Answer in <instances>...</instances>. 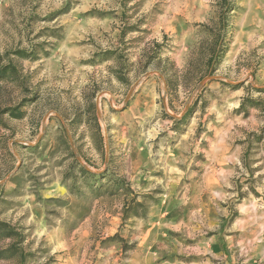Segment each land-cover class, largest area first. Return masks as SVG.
<instances>
[{"label":"rangeland","instance_id":"rangeland-1","mask_svg":"<svg viewBox=\"0 0 264 264\" xmlns=\"http://www.w3.org/2000/svg\"><path fill=\"white\" fill-rule=\"evenodd\" d=\"M0 55V264L263 236L264 0H0Z\"/></svg>","mask_w":264,"mask_h":264},{"label":"crops","instance_id":"crops-1","mask_svg":"<svg viewBox=\"0 0 264 264\" xmlns=\"http://www.w3.org/2000/svg\"><path fill=\"white\" fill-rule=\"evenodd\" d=\"M256 219L251 220V224L254 223ZM257 221V220H256ZM245 220L241 219L238 220L234 226L232 227V230L236 231L244 224ZM183 222H180L178 227L180 228ZM184 225V224H183ZM252 228L246 229V231H250ZM259 229L260 233H264V217L260 219L259 223ZM246 234H239L234 240L233 238H229L228 241V247L230 248L229 255L224 254L223 259H225L224 264H264V242L262 244V241H264V234L263 236H256L255 238L249 239L245 237ZM204 242V243H203ZM198 242L196 249L192 250V253H195L196 256L202 255L205 253V251H208L209 254L212 257L220 256V241L219 239L214 235L212 239H209V241L205 242L203 241ZM177 244V243H176ZM172 246L171 252L176 251L177 247L176 245L173 246V244H170ZM169 248H167L168 250ZM187 250L183 249L182 252L186 253ZM151 261L149 257H146V259H138L132 261L130 264H148L144 263L146 261ZM144 261V262H143ZM147 261V262H148ZM161 264H217L214 261H211L210 258L202 257L199 260H196L192 263H184L182 261H178L174 258H169L166 261H164Z\"/></svg>","mask_w":264,"mask_h":264},{"label":"trees","instance_id":"trees-1","mask_svg":"<svg viewBox=\"0 0 264 264\" xmlns=\"http://www.w3.org/2000/svg\"><path fill=\"white\" fill-rule=\"evenodd\" d=\"M14 55H17L18 57H26L28 54L23 52V51H14L12 52ZM5 56V55H4ZM6 57V56H5ZM217 56H215L216 58ZM214 58V60H215ZM2 59H3V55H0V80H3V79H9L11 81H18L19 79H21L19 76H18V73H17V69L16 67L12 64V62L9 60L8 62L6 63H2ZM218 62V61H217ZM5 109V110H4ZM3 110H0V113L2 114L4 111H10V114L12 116H15V117H20L21 114H18V113H15V109L16 108H4ZM129 208H125V211H124V216L125 217H128V211H129ZM134 215H136V213H134ZM7 225L3 222L0 221V237H5V236H10L11 235V232H9L7 230ZM115 238H118L116 236H113L112 238H110L109 240H112V239H115ZM120 241H122L120 239Z\"/></svg>","mask_w":264,"mask_h":264}]
</instances>
